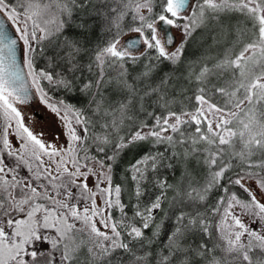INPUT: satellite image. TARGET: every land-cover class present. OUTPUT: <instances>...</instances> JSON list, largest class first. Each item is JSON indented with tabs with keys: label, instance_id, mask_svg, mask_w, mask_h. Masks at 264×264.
I'll return each mask as SVG.
<instances>
[{
	"label": "snow or ice",
	"instance_id": "obj_1",
	"mask_svg": "<svg viewBox=\"0 0 264 264\" xmlns=\"http://www.w3.org/2000/svg\"><path fill=\"white\" fill-rule=\"evenodd\" d=\"M0 264H264V0H0Z\"/></svg>",
	"mask_w": 264,
	"mask_h": 264
},
{
	"label": "rangeland",
	"instance_id": "obj_2",
	"mask_svg": "<svg viewBox=\"0 0 264 264\" xmlns=\"http://www.w3.org/2000/svg\"><path fill=\"white\" fill-rule=\"evenodd\" d=\"M189 55L193 54L195 51L192 45L189 46ZM25 113L31 116L35 122L38 129H44L49 133V138H51V132L55 128V117L50 113L39 101H35L33 107L25 109Z\"/></svg>",
	"mask_w": 264,
	"mask_h": 264
},
{
	"label": "trees",
	"instance_id": "obj_3",
	"mask_svg": "<svg viewBox=\"0 0 264 264\" xmlns=\"http://www.w3.org/2000/svg\"><path fill=\"white\" fill-rule=\"evenodd\" d=\"M187 54H189V51H188V53H187ZM131 158H132L131 156H128L126 159H129V160H130Z\"/></svg>",
	"mask_w": 264,
	"mask_h": 264
},
{
	"label": "water",
	"instance_id": "obj_4",
	"mask_svg": "<svg viewBox=\"0 0 264 264\" xmlns=\"http://www.w3.org/2000/svg\"><path fill=\"white\" fill-rule=\"evenodd\" d=\"M9 30H10V31H12V29H11V28H10ZM125 39H127V37H125ZM18 59H19V53H18Z\"/></svg>",
	"mask_w": 264,
	"mask_h": 264
}]
</instances>
